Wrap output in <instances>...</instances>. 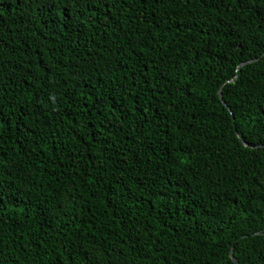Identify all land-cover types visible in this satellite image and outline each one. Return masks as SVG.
Segmentation results:
<instances>
[{
	"label": "trees",
	"instance_id": "16d2710c",
	"mask_svg": "<svg viewBox=\"0 0 264 264\" xmlns=\"http://www.w3.org/2000/svg\"><path fill=\"white\" fill-rule=\"evenodd\" d=\"M89 257L264 264V0H0V264Z\"/></svg>",
	"mask_w": 264,
	"mask_h": 264
},
{
	"label": "snow or ice",
	"instance_id": "6c2138e0",
	"mask_svg": "<svg viewBox=\"0 0 264 264\" xmlns=\"http://www.w3.org/2000/svg\"><path fill=\"white\" fill-rule=\"evenodd\" d=\"M48 2H49V0H37L38 6L40 4H47ZM251 2H252V0H239L240 6L242 8L247 7V5ZM87 264H94V260L91 257H89L87 260Z\"/></svg>",
	"mask_w": 264,
	"mask_h": 264
},
{
	"label": "water",
	"instance_id": "95a60500",
	"mask_svg": "<svg viewBox=\"0 0 264 264\" xmlns=\"http://www.w3.org/2000/svg\"><path fill=\"white\" fill-rule=\"evenodd\" d=\"M251 61H252V60H250V61H248V62H251ZM244 64H246V62L242 63L240 66H242V65H244ZM235 80H236V79H234L233 81H235ZM220 97L222 98V90H220ZM244 144L247 145L246 142H244ZM231 256H232L233 260L237 263V261H236L234 255H233V250H231Z\"/></svg>",
	"mask_w": 264,
	"mask_h": 264
}]
</instances>
